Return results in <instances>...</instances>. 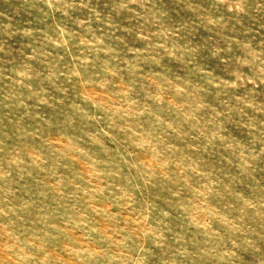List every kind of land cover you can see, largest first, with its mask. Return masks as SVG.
<instances>
[{"label": "rangeland", "instance_id": "rangeland-1", "mask_svg": "<svg viewBox=\"0 0 264 264\" xmlns=\"http://www.w3.org/2000/svg\"><path fill=\"white\" fill-rule=\"evenodd\" d=\"M0 264H264V0H0Z\"/></svg>", "mask_w": 264, "mask_h": 264}]
</instances>
